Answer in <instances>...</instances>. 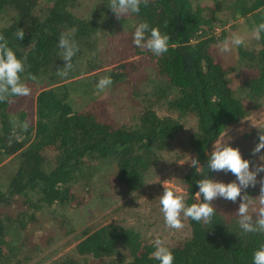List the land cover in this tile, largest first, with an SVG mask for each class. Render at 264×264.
<instances>
[{
  "label": "trees",
  "instance_id": "16d2710c",
  "mask_svg": "<svg viewBox=\"0 0 264 264\" xmlns=\"http://www.w3.org/2000/svg\"><path fill=\"white\" fill-rule=\"evenodd\" d=\"M77 1L0 0L6 23L0 35L23 61L21 81L31 89L26 107L10 109L12 100L22 97L0 102V168L9 165L0 188V264H32L71 232L62 215L56 229L35 227L42 207L72 210L104 191L125 198L143 187L164 152L197 158L204 166L205 175L190 167L181 179L185 203L196 202V181L217 174L207 168L214 143L264 105V32L259 40L253 35L264 22V0H150L119 19L109 0L90 17L72 11ZM140 22L169 35L166 53L156 56L133 44ZM116 24L123 29L111 32ZM18 29L25 32L23 40ZM73 32L79 50L73 68L61 76L59 38ZM231 33L251 36L253 45L236 47L226 62L217 45ZM105 76L113 83L98 92ZM112 90L126 93L122 101L129 116L113 114L105 98ZM156 103L168 113L159 114ZM258 131L242 134L250 141L242 155L249 162L260 163L264 155V149L252 155ZM106 184L114 188L103 189ZM244 193L256 198L259 183ZM239 203V198L213 200L216 213L207 227L186 218L188 235L165 244L173 264H253L264 233L242 232ZM75 247L48 264H159L151 256L153 244L114 222L94 229Z\"/></svg>",
  "mask_w": 264,
  "mask_h": 264
},
{
  "label": "clouds",
  "instance_id": "9594fccd",
  "mask_svg": "<svg viewBox=\"0 0 264 264\" xmlns=\"http://www.w3.org/2000/svg\"><path fill=\"white\" fill-rule=\"evenodd\" d=\"M149 2L150 0H109L108 7L119 19L127 13H138L141 3L147 6ZM261 32H264V22L254 27L255 39L261 38ZM72 34L74 32L62 33L59 38L58 47L62 49L60 56L65 62L64 68L57 70V74L61 76H67L73 68L72 58L79 50L75 41L70 38ZM16 36L23 40L24 30L18 29ZM132 36L136 47L147 49L156 56L166 53L169 49V35L162 34L158 28H150L147 22H140ZM244 43L241 35L233 34L230 40L223 42L220 51L230 52L233 47H239ZM24 71L23 61L17 58L13 50L7 46V41L0 35V102L7 101L9 97H24L31 94V89L21 81L20 74ZM29 78L36 80L34 75H29ZM112 83L110 76L102 77L97 83L98 92H103ZM24 128H27L26 124ZM258 129V143L252 149V155L264 149V127ZM189 161H187L189 166L194 168L196 173L205 175V168L199 164L197 158L189 156ZM259 161L260 163L255 164L250 170V162L242 158L238 148L231 147L224 139L215 142L208 156L207 168L216 172H230L236 180L229 183L214 181L211 178L197 180L198 191L194 193L196 202L191 205L185 203L184 195L179 189L172 190L163 184L164 190L159 196V204L165 226L181 230L185 226L181 218L183 217L207 227L216 213L211 204L213 200L222 198L235 203L239 198L240 203L236 211L238 227L246 234L264 233V176L257 180V175L264 173V155L259 157ZM257 183H259V195L256 198H251L246 193L242 195V190L250 186L255 187ZM201 197H203L202 201ZM152 243L155 250L151 256L159 261V264H173L174 256L164 242L157 237ZM252 260L253 264H264V244L253 252Z\"/></svg>",
  "mask_w": 264,
  "mask_h": 264
},
{
  "label": "rangeland",
  "instance_id": "374dc122",
  "mask_svg": "<svg viewBox=\"0 0 264 264\" xmlns=\"http://www.w3.org/2000/svg\"><path fill=\"white\" fill-rule=\"evenodd\" d=\"M102 1L103 0H78L72 7V11L77 15L90 17L92 11L99 7ZM5 24V20L0 19V27ZM121 29H123V26L116 24L111 32H116ZM104 34L108 33H102L101 36L103 37ZM232 35V33L229 34L226 40H230ZM239 35L245 38L243 46L247 49H251V46L253 45V39L251 36H247L244 33H240ZM223 42L217 45L218 52L226 62H230L234 57L236 47H233L230 52H221L220 47ZM234 80L236 81L235 78ZM125 95L126 93L119 90L116 92L113 90L109 91L105 95V98H107L112 106L113 114H116L117 117L129 116L128 110L125 107L126 104L122 101V98ZM119 98H121L120 102L118 101ZM27 104L28 99L26 96L13 99L10 109L18 110L22 107H26ZM120 106H124V108H120ZM154 108L161 115H166L168 113L166 107L161 103H156ZM257 127H264V105L251 113L250 117L241 120L236 126L221 134L216 142L224 139L231 147L238 148L242 156L250 144L249 138L247 136L244 137L243 135L258 131L259 129ZM174 149L177 148L173 147L172 150ZM187 161H189V156L176 159L170 156V151L164 152L162 154V160L158 163L156 168L146 174L143 187L120 200L116 194L111 195L104 191V195L92 196L91 201L84 206L78 208L74 207L72 210L67 207L59 206L42 207L36 216V221L34 223L35 227H40L42 229L58 227L60 221L59 219H56V217L62 215L67 221L66 226L71 228V232L57 240L51 250L41 258L32 262V264H48L62 254L74 253L76 251L75 245L81 238L99 226L111 222H114L123 228L133 230L139 235L141 240L147 241L151 244H153L152 242L157 237H159L164 244H170L177 239L184 238L189 232L186 218L181 217L185 225L181 230L166 227L163 213L160 209L159 196L163 193V184L172 190L179 189L181 194L185 195V191L181 185V179L190 168ZM182 162L185 163L179 164ZM255 164L258 163L253 160L250 162V170ZM5 165L6 166L0 168V188H3L5 175L7 176L9 169L7 167L9 165ZM213 180L229 183L236 180V177L230 172L225 173L221 171L217 172ZM108 187L114 188L113 184H106L103 189H108ZM226 201L228 200L222 198L215 199V202H218V204H223Z\"/></svg>",
  "mask_w": 264,
  "mask_h": 264
}]
</instances>
